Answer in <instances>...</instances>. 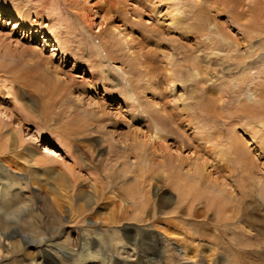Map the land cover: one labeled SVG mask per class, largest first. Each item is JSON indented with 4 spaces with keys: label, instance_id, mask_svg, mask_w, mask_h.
Masks as SVG:
<instances>
[{
    "label": "rangeland",
    "instance_id": "rangeland-1",
    "mask_svg": "<svg viewBox=\"0 0 264 264\" xmlns=\"http://www.w3.org/2000/svg\"><path fill=\"white\" fill-rule=\"evenodd\" d=\"M218 42H229V51ZM192 68L202 76L194 78ZM263 74L264 0H0V129L9 139L1 158L16 171L26 169L42 196L51 193L50 174L65 171L73 156L82 160L86 169L75 196L89 194L92 184L100 190L98 204L83 217L148 243L130 257L134 242L124 238L127 263L166 264L173 256L179 264L200 258L210 260L206 264H264V245L247 241L241 248L231 241L239 229L264 240V121L229 120L238 103H250L251 81L264 88ZM212 87L222 95L221 105L213 101ZM69 108L74 119L64 118ZM64 125L79 129L70 152L54 132L67 130ZM231 136L242 143L243 160L229 149ZM195 165L206 168L204 197L179 205L170 177ZM133 193L143 206L141 222L131 220L138 214L131 208L120 210ZM215 194L227 200L231 194L226 216L209 209L207 196ZM81 196L59 202L65 224L51 237L74 250L83 217L69 210L77 202L83 207L87 199ZM122 213L127 219L112 224ZM204 234L226 247L212 246ZM99 255L93 264H101ZM31 257L38 260L36 252Z\"/></svg>",
    "mask_w": 264,
    "mask_h": 264
},
{
    "label": "bare ground",
    "instance_id": "bare-ground-1",
    "mask_svg": "<svg viewBox=\"0 0 264 264\" xmlns=\"http://www.w3.org/2000/svg\"><path fill=\"white\" fill-rule=\"evenodd\" d=\"M217 44L224 51H229L230 48L229 42H227V44L225 45L221 44L220 42L216 43V45ZM235 60L238 62L237 64L245 63L244 61L245 59H239L238 61V58L235 57ZM238 69H240V67H238ZM192 70L194 71L193 73L194 78H196L197 76H202V74L197 68H192ZM244 71H247V68H245ZM246 73L249 74V71ZM262 78L264 79V74ZM246 80L249 79L246 78L242 82H245ZM251 85H253V90L250 92V96H249L250 103L248 104H242L241 102L238 103L234 112L230 113V117H229L230 121L233 118H240L243 120L252 118L257 122L263 119L264 121V88L260 84L254 85L252 81H251ZM52 90L54 91V89ZM56 90H59V88L56 87ZM210 93L213 96L216 95V98L213 101L218 103V105H221L223 97L220 94V92L216 91V89L212 87ZM54 96L55 94L52 95V97L50 98H53ZM61 97L63 98V96ZM60 98H58V100ZM55 99L56 96L54 100ZM48 100L49 99H47V102ZM54 100L52 102H54ZM62 102H60V104L58 105H61ZM55 103H57V101ZM53 104L51 103V106L55 107L53 106ZM19 111L21 112V116L25 115V111L22 108H20ZM73 117L74 116L70 108L68 110L66 109L64 112V118L74 119ZM27 119H29V115L27 116ZM261 124L262 126H264V123ZM68 126L69 127H66L67 130H64L63 128H61L62 127L61 126L60 128L63 130L59 129V131L57 130L56 131L53 130V131L55 132V136L58 139V141H60L62 145H65L67 147L66 149H68V151L70 152L71 147H73V145L75 144H78L77 143L78 139L76 136L79 134V129H73L70 125ZM152 138L155 141L156 140L160 141V136L158 132H154ZM8 140H9L8 137L3 135L0 129V141H1L0 143V170H1L0 173V177H1L0 178V264H93L92 260L97 259L98 258L97 255L99 254L101 258V259L99 258L101 264H142L141 259H136L134 263L132 262L127 263L126 261H124L125 260L124 258L129 257L128 254L126 257H124L126 255L125 253H123L124 246L122 245L124 238H126V240L128 239L133 240L134 242L131 247V251L133 252V254H131L130 257H135V256L137 257V254L144 252L145 250L144 247L148 246L147 242L139 243V240L136 239V237L138 236L137 233L134 234H131L130 232L128 233L126 229L120 230L119 228H117V226L114 227V230H110L107 226H105L104 223L99 224L97 220L91 221V219L83 217L84 214L87 212V210L85 209L89 208L92 210L94 209L93 205L98 204L99 200L97 199V195L99 189L97 190L96 186L92 184L90 186L92 190L89 194L80 191L77 192L75 196L74 189L76 187L77 181L80 180L79 175L81 172L84 171V169H86L85 164L82 160H79L73 156L71 158L72 159L74 158L73 159L74 163L72 165L64 166L65 171H60L59 174H53V173L50 174V179L53 181V184L50 187L51 193L42 196L41 193L43 191L34 190L33 180L31 178L30 173L26 172V169H24V172H22L23 170L20 169H19L20 171L18 170L16 171L15 170L16 164L14 165V167H12L9 164H7V162L3 158H1L3 152L6 153L8 147L7 145ZM17 142L20 143V140ZM17 142L16 140H14L15 146H17L16 145ZM142 144H144V142ZM143 146L144 145H142V147ZM228 146H230L229 149L232 150V153L237 157V159L240 158L242 159L243 145L237 137L235 136L229 137ZM81 154L85 156V153L82 152V150H81ZM18 155H20V153ZM35 157L36 155L33 156V158ZM32 162L34 164H38L39 161L37 159H34ZM245 163L247 165L250 164L247 160ZM204 166L205 165H195L193 168H191L192 171L189 170L185 174H182L179 172V170L177 171L176 169H174L176 171L173 172L169 180L170 182L169 181L168 182L170 183L169 184L170 187L173 190H175V192L178 194V198L180 201L179 205L183 204V202L188 200L190 197L194 199H201V197L202 198L204 197L203 194L199 193L201 190L200 185H202V180L203 177L205 176L204 173L206 168H204ZM248 168H250V166H248ZM207 179L208 178H206L205 180L207 181ZM147 183H149V181ZM210 183L213 186L217 185L215 180H213ZM138 189H140L141 192H144L143 191L144 187L139 186ZM211 190L212 189H210V191ZM219 192L220 193L225 192L223 187L219 189ZM52 194L57 195L59 199L54 198ZM81 195H84L83 199H87L89 203L87 204V200L83 201L84 202L83 204L84 208H83L81 206L82 204H80L81 202H77L75 205V207L76 206L77 207L73 209V211L69 210L71 214L75 215L76 213L77 216L74 218L83 217V219H81L83 225L79 226L81 227L79 229L80 246L78 249L74 250L70 246L68 241L65 240L64 242L56 243L54 242V240L51 239V237L54 234H60L61 233L60 231H62V228L64 227L65 224L64 223L65 218L62 217V212H60L62 206L59 202L65 198V200L68 203L71 202L73 203L74 202L73 199L82 197ZM138 195L139 194L137 193L135 194L133 193L132 195L129 196L130 200L128 201L122 200L120 203V210L121 212H125L127 208H131L133 212L138 213L137 215L133 216V219L131 220H136L137 222H141L142 219L140 218V216L142 214L143 206H141L140 208V206H138L137 203L134 201V198L137 197ZM215 195L216 196H207V197H211L210 199L207 198L209 209H214L219 215L226 216V214H228V212H230L231 209V207H229L230 206L229 203L231 202V198H232L231 194H227L229 200H227V198L225 197L221 199L222 197L221 195H217V194ZM114 197L115 194L113 192H109L107 194V198L113 199ZM141 205H143L142 202ZM233 211L234 209H232L231 212ZM125 215L126 214L122 213L120 214L119 217L114 219L113 216L111 218L112 224H119L123 220H126L127 218L125 217ZM69 220L70 223L74 221L73 218ZM86 220L90 221V224L89 222L85 224ZM99 225L102 227V229H100ZM124 226L128 227L127 225ZM237 232L234 235V237H232L231 239V241L234 242L233 243L234 247L235 246L241 248L246 247L248 245V242L250 241H254V242L256 241L258 246L264 245L263 243L264 240L262 241L261 239L262 237L260 233L250 234V232H244V230L242 229H239V231ZM147 234L149 235L150 233ZM16 236L20 237V239L18 238L15 241H11ZM218 239H219L218 237L216 238L215 236L214 237L207 236L206 234H204V238H203V240L206 241L207 243L211 245L214 244L212 246L218 245L217 248L219 247L225 248L226 246L219 245L220 242ZM162 240L166 244L169 243V238H167L166 236H164ZM4 242H6V244ZM177 245L180 244L177 243ZM27 246L36 247L35 252L38 256V260L34 261V259L31 256L32 253L35 252L32 251L30 253L29 251H27L25 249L27 248ZM212 246L210 247V250L211 249L214 250ZM180 248L183 249L181 245ZM204 259L200 258L195 263L196 264L209 263L210 260L205 261ZM167 260L168 261L164 263L179 264L176 263V259L173 256L167 258Z\"/></svg>",
    "mask_w": 264,
    "mask_h": 264
}]
</instances>
